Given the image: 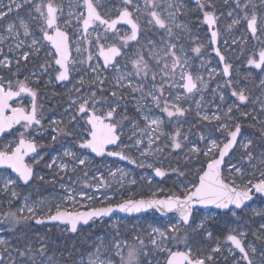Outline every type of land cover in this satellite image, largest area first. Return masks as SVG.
I'll return each instance as SVG.
<instances>
[{
	"label": "snow or ice",
	"instance_id": "1",
	"mask_svg": "<svg viewBox=\"0 0 264 264\" xmlns=\"http://www.w3.org/2000/svg\"><path fill=\"white\" fill-rule=\"evenodd\" d=\"M0 136H12L0 146V264H264V0H9ZM96 157L173 187L101 207L75 179L58 199L22 195L77 173L84 189L108 186L86 179ZM153 209L173 218L105 222Z\"/></svg>",
	"mask_w": 264,
	"mask_h": 264
},
{
	"label": "rangeland",
	"instance_id": "2",
	"mask_svg": "<svg viewBox=\"0 0 264 264\" xmlns=\"http://www.w3.org/2000/svg\"><path fill=\"white\" fill-rule=\"evenodd\" d=\"M9 0H0V7H3L4 5H7ZM6 11V8H4ZM22 16L27 19L26 13L22 12ZM15 14H13L9 19H14ZM239 35V32L237 33ZM236 55H239V52H236ZM209 58L212 60V66L217 67V70L222 68V65L217 64L218 58L215 57L214 53H211L209 50ZM235 65H237L240 68H243L242 61H233ZM60 91H64L63 86H58ZM68 87H71V85H68ZM25 103H27V99L25 100ZM12 136H4L0 140V146H2L5 142L11 141ZM42 143H48V141H41ZM42 153H46L45 159L47 160L50 156H55L56 150L54 148H47L41 150ZM130 155L133 158H137L140 160H143V158L139 157V154L137 152H131ZM157 166H160L159 164ZM165 167H167V162L164 164ZM116 168L123 169L125 172L128 173L126 177H121L119 173H117V177L113 178L109 176V171H115ZM37 171L41 175H45L47 179H52V173L47 168L43 167V165L37 167ZM89 171V177L86 178L89 180L90 183L93 185L97 184L99 182V177L101 174L103 175V178L107 182L108 186H101L99 190L97 191L95 187L91 189H84L82 186V183L80 182L82 179H85L82 177V173H77L75 175L69 174L68 176H65L63 181H59V177L56 178V183L53 184H42L41 182L37 181L32 187H28L25 189H22V195L23 194H30L32 199H40V198H47L49 200H52L54 197L59 198L61 195H63V190L60 188V183L63 182L65 184H69L71 180L75 179L77 183L73 184L72 187L76 188V190L79 191H86L89 194H94L96 197V203L93 204L95 207L105 206L104 201H106L108 198H111V202L113 204L121 202L124 199L133 198V199H141L151 196V193L153 190L157 189H163L164 191L159 193L161 196H163L165 193L169 191V189H172L173 187V179H158L154 175L153 169L150 168H138L135 164H132L130 162H125L119 159H115L112 157H105V158H95V163L88 169ZM95 175L97 177V180H92L91 177ZM141 177L150 178L152 183L148 184L147 179H141ZM122 179L123 180V186H121L120 183L117 181ZM131 179H135L137 183L135 185H131L129 181ZM48 186V187H46ZM57 187L60 188V190L57 189ZM22 202V201H21ZM85 205L88 204V201L83 202ZM69 210H73V206L71 204L66 205ZM260 202L257 201L253 204V207H259ZM76 208L79 210H86L84 207H81L80 205H76ZM4 210H7L4 208ZM54 210V209H53ZM205 214H208L209 212L215 214L218 210L216 209H204L201 210ZM173 218V214L169 215L168 217H162L160 216L155 210H149L145 213H142L137 216H125L121 214H115L109 218H105V222L107 224H113V223H123L127 225L131 224H137L140 226H143L147 228L148 225H154V226H162L166 225L169 220ZM228 217H224V220H228ZM222 227V225H221ZM37 230L43 233L46 231V227L44 226H36ZM123 230V229H122ZM55 232L56 229H53ZM96 231H101L100 229H96ZM4 233H0V235H3Z\"/></svg>",
	"mask_w": 264,
	"mask_h": 264
},
{
	"label": "water",
	"instance_id": "3",
	"mask_svg": "<svg viewBox=\"0 0 264 264\" xmlns=\"http://www.w3.org/2000/svg\"><path fill=\"white\" fill-rule=\"evenodd\" d=\"M112 158H114V157H112ZM115 159H118V158H115ZM122 161H125V162H129V161H126V160H122ZM158 179H161V178H159V177H157ZM146 198H148V197H146ZM101 207V206H100ZM154 210V209H153ZM81 211H84V210H81ZM149 211V210H148ZM142 213H145V212H141V213H136V214H133V215H131V216H137V215H140V214H142ZM160 216H162V217H168L169 215H171V213H169V214H167V215H162L161 213H159V212H157ZM115 214H121V215H125V216H130V215H128V214H125V213H120V212H116V213H114L113 215H115ZM112 215V216H113Z\"/></svg>",
	"mask_w": 264,
	"mask_h": 264
},
{
	"label": "flooded vegetation",
	"instance_id": "4",
	"mask_svg": "<svg viewBox=\"0 0 264 264\" xmlns=\"http://www.w3.org/2000/svg\"><path fill=\"white\" fill-rule=\"evenodd\" d=\"M3 137H4V136H0V140H1ZM98 158H100V157H98ZM59 181H60V180H59ZM46 187H48V186H46ZM57 189L60 190L59 187H57Z\"/></svg>",
	"mask_w": 264,
	"mask_h": 264
}]
</instances>
